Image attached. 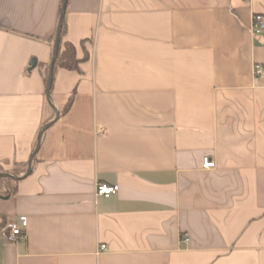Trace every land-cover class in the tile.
Masks as SVG:
<instances>
[{"label": "crops", "instance_id": "0c3cea01", "mask_svg": "<svg viewBox=\"0 0 264 264\" xmlns=\"http://www.w3.org/2000/svg\"><path fill=\"white\" fill-rule=\"evenodd\" d=\"M62 3L0 0V264H264V0H67L47 98Z\"/></svg>", "mask_w": 264, "mask_h": 264}, {"label": "trees", "instance_id": "16d2710c", "mask_svg": "<svg viewBox=\"0 0 264 264\" xmlns=\"http://www.w3.org/2000/svg\"><path fill=\"white\" fill-rule=\"evenodd\" d=\"M57 28H58V24H57ZM66 31H67V25H66V19L64 16L62 20L57 53H56L53 67L51 70L52 82H51L50 93L53 88V81H54V75H55L56 69L63 68L66 70L79 71L80 62L86 58V56L83 58L77 57L76 46L72 42L65 39ZM56 33H57V30L55 34L48 40V42L51 43L53 46H54V40H55ZM38 67H39V72L41 74V77L45 83V87H47L48 79H49V64L41 63L38 65ZM71 101H72V94L69 96L67 103L64 107V110L68 108ZM25 168L26 167L24 166L21 170H25ZM0 173H13L12 174L13 178L6 177V176H0V196H8V197L13 196L16 190V184L21 180V178L19 179L16 178V177H19L20 170L12 169V171L9 172V171H5L0 168ZM6 222H7V219L4 216L0 215V227L3 226Z\"/></svg>", "mask_w": 264, "mask_h": 264}, {"label": "built area", "instance_id": "2783aa9c", "mask_svg": "<svg viewBox=\"0 0 264 264\" xmlns=\"http://www.w3.org/2000/svg\"><path fill=\"white\" fill-rule=\"evenodd\" d=\"M251 32L254 35H259L264 31V17L260 14L252 15V23L250 26ZM253 73L255 75H263L264 69L255 64L253 66ZM215 166V162L208 156L202 159L203 168H212ZM118 191L117 184H107V183H96L95 185V195L109 197ZM27 227V217L21 215L17 220H9L3 226L0 227V236L9 242H14L16 240L25 239ZM100 250H106L105 245L100 246Z\"/></svg>", "mask_w": 264, "mask_h": 264}, {"label": "water", "instance_id": "95a60500", "mask_svg": "<svg viewBox=\"0 0 264 264\" xmlns=\"http://www.w3.org/2000/svg\"><path fill=\"white\" fill-rule=\"evenodd\" d=\"M66 3H67V0H63L61 11H60V16H59V21H58L57 33H56L55 40H54L53 56H52L51 61L49 63V79H48V84H47V87H46V96H47V98H49V95H50V88H51V82H52L51 70H52L53 63H54V60H55V56H56V53H57L58 43H59V39H60V31H61V26H62V20H63V17L65 15V10H66ZM29 65H30V68H33L36 65V60L34 58L31 59ZM56 115H58V110L57 109H56ZM42 132H43V130L40 132L39 135H41ZM32 156H33V154L31 155V158H32ZM30 172H31V159L29 161L27 171H26V173L23 176L28 175ZM0 176H6V177H12L13 178V175H11L10 173H0ZM16 178L19 179V178H22V177H16Z\"/></svg>", "mask_w": 264, "mask_h": 264}]
</instances>
